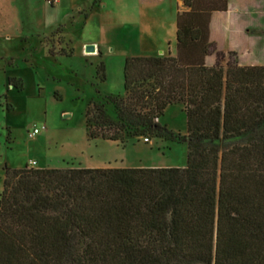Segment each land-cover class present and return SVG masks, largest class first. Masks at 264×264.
Returning <instances> with one entry per match:
<instances>
[{
	"label": "trees",
	"instance_id": "obj_1",
	"mask_svg": "<svg viewBox=\"0 0 264 264\" xmlns=\"http://www.w3.org/2000/svg\"><path fill=\"white\" fill-rule=\"evenodd\" d=\"M227 1L182 0L175 55L126 58L123 95L85 110L89 140L184 144V167L5 166L0 264H264V65L210 41ZM170 105L182 135L159 123Z\"/></svg>",
	"mask_w": 264,
	"mask_h": 264
},
{
	"label": "rangeland",
	"instance_id": "obj_2",
	"mask_svg": "<svg viewBox=\"0 0 264 264\" xmlns=\"http://www.w3.org/2000/svg\"><path fill=\"white\" fill-rule=\"evenodd\" d=\"M94 1L0 0V192L3 168L22 169L31 160L36 168L185 165L184 144L148 136L123 143L87 138V105L123 95L126 58L175 55V0ZM179 7L185 9L182 0ZM95 44L96 53L85 52ZM69 49L72 55L62 56ZM8 78L21 80V90ZM159 123L184 134L182 107L168 106ZM33 125L44 129L29 139Z\"/></svg>",
	"mask_w": 264,
	"mask_h": 264
},
{
	"label": "crops",
	"instance_id": "obj_3",
	"mask_svg": "<svg viewBox=\"0 0 264 264\" xmlns=\"http://www.w3.org/2000/svg\"><path fill=\"white\" fill-rule=\"evenodd\" d=\"M175 2L181 11V0ZM209 38L218 50L235 51L240 65H264V0H228L225 12L211 15ZM213 61L210 56L206 62Z\"/></svg>",
	"mask_w": 264,
	"mask_h": 264
},
{
	"label": "built area",
	"instance_id": "obj_4",
	"mask_svg": "<svg viewBox=\"0 0 264 264\" xmlns=\"http://www.w3.org/2000/svg\"><path fill=\"white\" fill-rule=\"evenodd\" d=\"M42 129H44V126H41L40 128L36 125L29 127L27 130V137L29 139H33L37 134L40 133ZM28 165L29 167H36L37 163L34 160H31L29 161Z\"/></svg>",
	"mask_w": 264,
	"mask_h": 264
},
{
	"label": "water",
	"instance_id": "obj_5",
	"mask_svg": "<svg viewBox=\"0 0 264 264\" xmlns=\"http://www.w3.org/2000/svg\"><path fill=\"white\" fill-rule=\"evenodd\" d=\"M85 52L86 53H94L95 52V46L94 45L85 46Z\"/></svg>",
	"mask_w": 264,
	"mask_h": 264
}]
</instances>
